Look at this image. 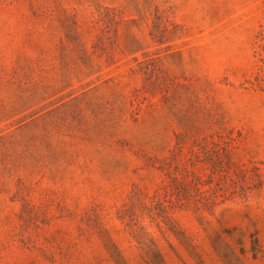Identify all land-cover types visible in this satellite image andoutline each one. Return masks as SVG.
Returning <instances> with one entry per match:
<instances>
[{
    "label": "rangeland",
    "instance_id": "374dc122",
    "mask_svg": "<svg viewBox=\"0 0 264 264\" xmlns=\"http://www.w3.org/2000/svg\"><path fill=\"white\" fill-rule=\"evenodd\" d=\"M0 264H264V0H0Z\"/></svg>",
    "mask_w": 264,
    "mask_h": 264
}]
</instances>
